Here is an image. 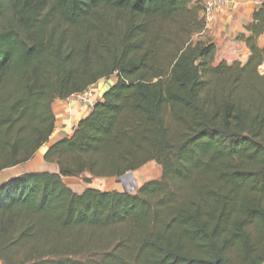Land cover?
<instances>
[{"label":"trees","instance_id":"trees-1","mask_svg":"<svg viewBox=\"0 0 264 264\" xmlns=\"http://www.w3.org/2000/svg\"><path fill=\"white\" fill-rule=\"evenodd\" d=\"M202 8L0 0V171L49 141L54 100L116 78L45 149L57 172L0 182L1 264H264V0L236 36L243 64L214 62ZM151 161L135 193L63 181Z\"/></svg>","mask_w":264,"mask_h":264},{"label":"crops","instance_id":"crops-1","mask_svg":"<svg viewBox=\"0 0 264 264\" xmlns=\"http://www.w3.org/2000/svg\"><path fill=\"white\" fill-rule=\"evenodd\" d=\"M200 1L203 2L205 0ZM259 3L260 0H231L227 6L217 8L214 11L211 21L205 25L204 34L205 37H208L212 42H214L216 46V52L214 56L215 58H219L220 60L223 59L225 61L227 60L228 63H231L233 61H242L243 59L246 60L249 50L243 41H239L236 39V36L240 32H244V26L247 25L251 20V14L253 10L258 7ZM258 41L262 45H264V33L259 36ZM68 100L69 97L62 100L68 102V106L63 110L64 112L62 114L60 113V104L57 103L59 107L57 108L58 114L56 116L61 117V115H63L62 117L64 119L59 123L62 130H65L67 127H69L70 122L75 121L76 123L78 119L85 116L91 108L90 106L84 104L82 105L80 103L72 104L74 102L70 101L73 100ZM59 101H61V99H58V102ZM94 101L95 100H93V102ZM43 147L44 145L37 150L36 153H38V157L43 156V153L47 148V146H45L44 148ZM25 163L15 165L13 167H23ZM10 168L1 170L0 174L2 173V171ZM22 170L23 171L14 174V176L27 171L23 168ZM44 170L49 172H57L58 167L55 163L49 164V162L43 161L42 168L36 171ZM28 171L34 170L29 169ZM73 178L74 177H63V181H72ZM71 183H74V181H72Z\"/></svg>","mask_w":264,"mask_h":264},{"label":"rangeland","instance_id":"rangeland-1","mask_svg":"<svg viewBox=\"0 0 264 264\" xmlns=\"http://www.w3.org/2000/svg\"><path fill=\"white\" fill-rule=\"evenodd\" d=\"M193 1H195V0H193ZM203 2L201 1L202 5H203ZM259 5H260V3L258 4V6ZM201 14H202V11H201ZM203 38L209 39L208 37H205V34H203ZM259 44L262 45L260 42H259ZM248 55H249V51H248ZM247 58H248V56H247ZM247 58H246V60H247ZM221 60H223V59H221ZM221 60L219 58H215L214 62L218 63ZM246 60L243 59L242 61H239V62L241 64H243L246 62ZM226 62L228 63L227 60H226ZM258 71H259V73L264 75V63L258 67ZM115 80H116L115 75H112L109 78H103V79L99 80L98 82H96L94 85L90 86L88 88V90L90 91V94H91V97H90L91 101H93V100L96 101L100 97L99 95H101V93H102L101 91L106 89ZM70 98L71 97H69L68 101L73 100V101H70V102H74L72 104L80 103L83 105V103L79 102L75 98H71V99ZM57 103L60 104V107H61L60 113L61 114L64 112L63 110L68 106V104H67L68 102H65L62 100L58 102V99L54 100L51 103V109H52V112L55 115V119H56L55 120V128H54L52 135L49 138V141L46 144H44V147L50 145L52 142H54L55 140H57L59 138L69 136L72 133V131H73V129L77 123V122L75 123V121L70 122L69 127H67L65 130H62L59 123L62 122L64 119L62 117L63 115H61V117L58 116L59 118L56 116L58 114L57 108L59 107V105ZM36 152H35L34 156L29 161H27V163H25L23 165V167H13V168L2 171V173L0 174V182L5 180L6 178L12 176V175L14 176V174H17V173L23 171L22 168L27 170V171L29 169H32L34 171L41 169L44 159H43V156L38 157V153H36ZM160 174H161V167L158 164H156L155 162L151 161V162L146 163L145 165H143L139 169H137L131 173H127V174H125L119 178L92 177L91 183H87V182H84L82 180V177L83 176H90V175L89 174H83V175L74 177L72 180V181H74V183H71L72 181H69V180L64 181V183L69 188H71L73 191L78 192V193L83 191L85 188H88V187L96 188V189H99L102 191L118 190V191H127L130 193H135L137 191V189L144 182H146L148 180L156 179L160 176ZM69 179H72V178H69Z\"/></svg>","mask_w":264,"mask_h":264},{"label":"built area","instance_id":"built-area-1","mask_svg":"<svg viewBox=\"0 0 264 264\" xmlns=\"http://www.w3.org/2000/svg\"><path fill=\"white\" fill-rule=\"evenodd\" d=\"M231 0H205L203 2V8H202V15L205 20V25L208 24L213 16L214 11L217 8L227 6ZM88 90V89H87ZM85 90L80 93H75L71 95V98H75L79 102L83 103L87 106H92L93 101H91V94L90 91Z\"/></svg>","mask_w":264,"mask_h":264},{"label":"water","instance_id":"water-1","mask_svg":"<svg viewBox=\"0 0 264 264\" xmlns=\"http://www.w3.org/2000/svg\"><path fill=\"white\" fill-rule=\"evenodd\" d=\"M82 180H83L84 182L91 183V181H92V176H91V175H90V176H83V177H82Z\"/></svg>","mask_w":264,"mask_h":264}]
</instances>
